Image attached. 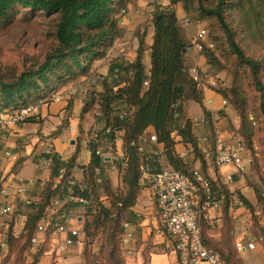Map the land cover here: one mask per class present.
I'll return each instance as SVG.
<instances>
[{"label":"trees","instance_id":"trees-1","mask_svg":"<svg viewBox=\"0 0 264 264\" xmlns=\"http://www.w3.org/2000/svg\"><path fill=\"white\" fill-rule=\"evenodd\" d=\"M130 1L0 0V31L21 8H30L29 11L23 10L25 16L39 11L57 16L54 33L56 43L44 61L20 73H16L12 67H5V70L0 71V110L16 109L48 99L68 82L88 75L95 61L104 57L121 35L119 18L126 12ZM177 2L182 3L188 14H195L198 18L211 17L217 21L220 33L215 39L218 46L226 50L225 54L230 63L227 69L232 75L231 86L219 91L241 115L242 126L239 133L247 147L253 149L254 129L252 121L246 115L245 88L243 84H236L240 76L248 79L258 98L259 115L255 123L256 128L263 132L260 145L264 151V62L259 56L247 54L236 38V31L226 16L233 8L232 1L170 0L168 5L156 4L151 17L154 33L148 47L151 58L149 71H146L143 62L144 38L140 40L137 55L132 61H111L108 75L102 80L101 90L92 93L81 110L82 116L98 104L100 110L97 115L104 122L102 131L87 142L90 158L83 166V179L78 181L73 175L80 151L79 143L76 151L67 160L60 158L52 150L44 152L42 156L49 160L51 168L50 179L37 194L38 199L28 197L18 201V205L24 206L26 211L20 212L21 209H18L14 214H25V219L18 233L14 229L15 218L8 225L3 239L8 246V254L12 251L17 255L27 253L32 256V261L25 264H37L40 248L36 252L31 250L48 207L53 211L49 214L45 231L47 234L58 227H65L72 210L84 207L91 218H87L83 227L82 264L96 262V253L91 251V246L97 241L101 229L107 234L105 244L110 246L111 263L119 264L116 263L115 250L124 231L123 223L130 224L136 220L132 208L145 186L143 169L151 173L163 167H171L189 173L194 167L176 152L178 141L191 145L195 158L201 162L200 170L210 178L213 188L230 196L229 190L224 184H220V176L217 174L212 177L208 174V164L198 146L195 122L185 118L182 112L183 99L197 101L203 107L205 119L209 121L211 129L213 128L211 114L203 103L202 90L186 72L183 49L192 44L172 7ZM200 52L210 65L225 66L214 49L204 47ZM32 117L33 115L28 120ZM151 126L157 135L156 141L145 137V131ZM117 139L121 140L123 148L118 166L115 164L117 158L113 155L111 160H106L108 149L109 152L115 151ZM160 145L163 147L162 151H159ZM162 153L166 163L161 161ZM21 160L22 158L14 165L13 172ZM109 164L110 168L119 170L118 187L111 183L107 169ZM2 192L3 185L0 180V195ZM256 193L258 202L264 203V197L258 189ZM69 196H74V199H69ZM55 199L60 203L56 204ZM102 199H109V205L104 204ZM239 199L247 208H252L244 195H239ZM228 201L227 196L226 202ZM202 224L201 234L206 241ZM69 237L73 241L77 240L73 231H70ZM216 250L224 256V260L226 258V264H234L230 254L227 255L222 249Z\"/></svg>","mask_w":264,"mask_h":264},{"label":"crops","instance_id":"crops-1","mask_svg":"<svg viewBox=\"0 0 264 264\" xmlns=\"http://www.w3.org/2000/svg\"><path fill=\"white\" fill-rule=\"evenodd\" d=\"M156 4H158L157 0H131L126 10V13L133 18L129 21L136 25L141 24L143 22L141 17L136 15L137 18H135V13L145 9L149 10L148 8L153 9ZM172 7L176 11L180 25L189 37L190 31L188 29H190L191 22L187 20L186 26L182 24L186 13L181 2L172 4ZM135 19L138 21H135ZM149 29L152 39L154 28L151 26ZM192 29L195 31L197 27L193 26ZM138 47L139 44L135 52L128 55L122 51L121 44L117 45V42H115L104 57L95 61L88 75L82 76L77 81L68 82L57 90V92L63 94L64 98L62 100H52L40 105L37 110L33 111L32 119L21 123L11 135L6 131H0V176L2 177L4 191L0 206L8 202L17 204L16 211L23 208L24 206L18 205V201L22 200V193L19 192V189L25 191L27 198L38 199L37 194L44 183L50 179L51 168L49 162L42 156L44 152L49 150L58 153L63 160H67L76 151L79 143L80 151L77 157V165L73 169V175L78 181L83 179V166L89 162L90 158L87 138L97 134L96 132L89 133L90 135L87 137V132L84 131L91 130L93 119L90 117L89 111L84 113L83 118L79 115L80 110H82L81 106L84 103L83 99L89 95V89L92 88L93 84L96 85L98 90H101L102 80L108 75L109 64L112 60L132 61L137 55ZM149 52L150 49L147 48L143 53V62L147 72L151 64L147 66L144 58L145 56L149 57ZM194 67H197L204 83L202 99L206 109L211 114L213 128L211 129L209 121L205 119L203 107L197 101L185 98L181 101V108L184 117L195 122V133L199 139L198 146L204 153L208 164V174L212 177L217 174L221 176L233 169L226 166L220 169L216 168L217 170L213 172L210 167L212 160L209 152L213 147L216 133L229 137L238 131L236 112L219 91L230 85L232 75L228 69H220L207 63L205 56L192 45L185 52V68L190 78L191 70ZM95 73L98 74L96 79L93 76ZM80 93H82L83 98L73 99L74 96H78ZM152 133H155V131L154 127L151 126L146 130L145 137L148 138ZM79 135L81 139L78 142L77 137ZM72 140H75V143H71ZM118 143L121 144V140ZM175 147L177 153L185 154L184 160L186 162H189L188 159L192 157V165L200 167L201 162L198 158H195L189 143L178 141ZM159 148V151H162V145ZM106 155L110 157L111 152H106ZM122 155L121 152L120 156ZM160 155L162 163H166L163 153ZM21 158L20 164L16 166V171L13 172L14 165ZM106 160L111 159L106 158ZM79 164L82 166H78ZM235 175L234 181L228 184L229 189L234 191L233 186H237L245 197H249L247 193L249 187H243L242 184L244 178ZM56 200L58 199L54 201ZM220 208L221 206L209 209V220L214 218L216 211ZM132 211L136 215V220L130 223L126 229L127 236L124 244L128 249L126 264H179L172 243L159 221L155 202L148 186L141 189ZM76 213L79 214V212ZM24 219L25 214H16L14 229L16 231L18 228L17 233L22 229ZM220 220L218 218L217 222ZM82 221L83 216L81 214L74 217L70 214L67 217V225L61 230L53 231L50 234L39 231L36 241L39 245H34L31 250V252H36L40 248L41 254L37 264H80L82 260V242L80 239ZM5 225L7 224H4L3 230H6ZM70 231L76 233L77 240L68 244L66 241L70 238ZM0 237L4 239L5 234L0 233ZM237 241H243V238ZM75 243H78L76 244L78 246H74Z\"/></svg>","mask_w":264,"mask_h":264},{"label":"rangeland","instance_id":"rangeland-1","mask_svg":"<svg viewBox=\"0 0 264 264\" xmlns=\"http://www.w3.org/2000/svg\"><path fill=\"white\" fill-rule=\"evenodd\" d=\"M230 1L233 3V8L227 12L226 16L227 19L231 21L236 31V38L244 47L247 54L259 56L264 62V0ZM154 7L155 6H153V8ZM24 9H27V11L30 10L28 7L21 8L20 11L14 15L11 21H9L0 31V71L5 70V67H12L15 69L16 73H20L21 71L30 68L38 62L44 61L47 53L56 43L54 33L57 23V16L54 14L49 15L40 11L35 13L33 12L31 16H25L23 11ZM148 9L149 10L145 9L135 13L134 17L137 18L136 15H138L143 21L139 25L131 23L129 19L133 18L126 12H124L119 18L122 32L116 42L117 45L121 44L122 51L128 55L129 53L135 52V49L139 44L138 42H140L142 38H144L145 42L144 52L149 47V43L152 42L149 28L153 26L151 23L153 9ZM187 20H190L191 22L190 29H188L190 31L189 37L196 35L201 29H205L207 33H209L207 36L208 43L211 42L214 44L212 48L208 49H214L220 60L225 65L222 67L219 66V68H229L230 63L229 57L225 54L226 50L221 46H218V42L215 39V36L220 33L218 23L215 18H198L195 14L186 13V17L183 18L182 22L184 26H186ZM135 21L138 20L135 19ZM193 26L197 27L195 31L192 29ZM150 59L149 52V57L145 56L144 58L147 66L151 64ZM93 76L96 79L98 74L95 73ZM81 77L73 81H77ZM247 80L246 78H241L240 76L236 84L238 86H240V84L244 85V92L247 100L246 115L248 120L252 121L254 129L253 149H250V162L247 166L246 173L243 175L244 181L242 183L243 187H249L247 192L249 197L246 198L252 204V208H247L243 202L240 201L239 195L244 194L241 192L239 187L233 186L234 191H231L228 185L224 184L222 178H219L220 184H224L225 188L229 190L230 196L225 193V198L222 202L221 208L216 211L214 218L212 220H203L201 221V224L203 223L202 227L207 243L216 249L224 250L227 255L230 254L234 264H264V203L258 202L256 193V190L258 189V191H260L264 197V151L260 145V139L263 136V132L256 128L257 125L255 123V119L259 115L257 108L258 98L257 94L252 89L250 83ZM231 84L232 80L228 87H230ZM97 91L99 90L97 89L96 85L93 84L92 88L89 89V95H87V97L85 96L83 99L84 103L82 104L81 109L90 99L92 96L91 94H94ZM75 98H83L82 93L73 97V99ZM228 103L231 105L230 102ZM231 106L236 112L239 130L242 126V118L236 108L233 105ZM99 110L100 108L98 104H95L92 109L89 110L90 117L93 119V125L90 131L84 130L87 132V137L90 135L89 133L101 132L104 127V122L97 115ZM79 115L81 116V110ZM80 139L81 136L79 135L77 137L78 142ZM118 141L119 139L116 141V149H114L115 151H111V155H117V160L115 162L117 166L120 159V153H123V148L121 144L118 143ZM109 150L110 149H108V151ZM192 159V157L188 159L189 163H193ZM210 167L213 169V172L214 170H217L212 163H210ZM107 169L112 185L114 187H118V185H120L119 170H116L115 168L113 169L112 167L110 168V164ZM145 186L148 185L145 183ZM232 195H234L236 199L231 198ZM227 196L229 199L228 202H226ZM0 200L3 201L2 194L0 195ZM102 202L106 205H109V199H102ZM15 211L11 214H2L0 212V233L5 234L8 225L14 222ZM25 211V207L21 208L20 210V212ZM76 212H79V214L83 216L82 235L80 238L83 249V227L87 218H91V216L87 213V210L84 207H79L72 210L71 215L73 217L79 215ZM218 218L221 219L219 222H217ZM4 224H7L5 225L6 230H3ZM128 226V223H123L124 231L119 237V245H117L115 250L117 255L116 263L119 264H126L127 261L128 249L124 244L125 238L127 236L126 229ZM17 229L16 231H18ZM106 236V231L101 229L97 235V241L91 246V251L96 253V262L93 264H113L111 263L112 259L110 258L109 254L110 246L105 244ZM241 238H243V242L245 244L252 242L254 243L255 247L252 250L246 249L241 252L236 248V241ZM101 243H104V245H101ZM76 244L78 243H75L74 246H78ZM33 245L39 244L35 242ZM8 251L9 250L7 246L0 252V264H25L32 261V256L28 255L27 253L17 255L15 251H12L10 254H8ZM83 262L84 260H81L80 264Z\"/></svg>","mask_w":264,"mask_h":264},{"label":"built area","instance_id":"built-area-1","mask_svg":"<svg viewBox=\"0 0 264 264\" xmlns=\"http://www.w3.org/2000/svg\"><path fill=\"white\" fill-rule=\"evenodd\" d=\"M157 2L159 5L164 6L168 5L170 0H157ZM206 36L207 31L201 29L196 35L188 38L189 42L201 51L204 47L212 48L214 45L211 42L208 43ZM191 79L202 90L204 83L197 67L191 70ZM63 98L62 93L55 92L50 98L41 99L34 104H28L16 109L0 110V131H6L10 135L13 134L15 129L21 123L27 121L32 116L33 111L37 110L40 105L52 100H62ZM94 138L95 136H89L87 142ZM149 139L150 141H156V133L150 134ZM180 154L185 156L183 153ZM209 156L213 165L218 169L226 166L232 167L233 170L220 176L224 184L228 185L234 181L235 174L243 178L250 162V149L247 147L239 130L229 137L216 133ZM114 157L117 158V155ZM47 161L49 162V160ZM142 175L151 190L159 221L177 254L178 263L226 264L221 253L210 246L201 234V221L209 219V209L221 206L225 198L224 193L213 188L210 178L199 167L195 166L189 173L171 167H163L151 173L143 169ZM0 180H2L1 176ZM19 192L22 193V199L26 200L25 191L19 189ZM2 194H4V191ZM69 199H74V196H69ZM233 199H236L234 195ZM54 202L56 204L60 203L59 200ZM0 207L2 214H11L16 210L17 204L5 202ZM52 211L53 209L48 207L45 219L39 224L38 228L40 231H46L49 223V214ZM62 228L58 227L55 231ZM34 241H37V237L34 238ZM66 242L70 244L73 240L69 238ZM5 247L7 245H5L3 238L0 237V248L3 249ZM254 247L255 245L252 242L247 244L243 241L236 242V248L240 251L253 249Z\"/></svg>","mask_w":264,"mask_h":264},{"label":"water","instance_id":"water-1","mask_svg":"<svg viewBox=\"0 0 264 264\" xmlns=\"http://www.w3.org/2000/svg\"><path fill=\"white\" fill-rule=\"evenodd\" d=\"M188 48H184L183 51L186 52ZM71 143H75V140H72ZM106 158H110V157H106ZM78 166H82L81 164H79Z\"/></svg>","mask_w":264,"mask_h":264}]
</instances>
